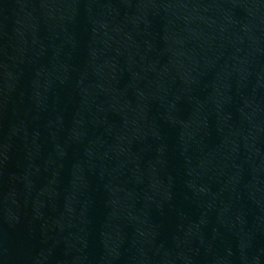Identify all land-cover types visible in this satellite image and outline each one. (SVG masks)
Here are the masks:
<instances>
[{
  "label": "water",
  "instance_id": "1",
  "mask_svg": "<svg viewBox=\"0 0 264 264\" xmlns=\"http://www.w3.org/2000/svg\"><path fill=\"white\" fill-rule=\"evenodd\" d=\"M0 264H264V0H0Z\"/></svg>",
  "mask_w": 264,
  "mask_h": 264
}]
</instances>
